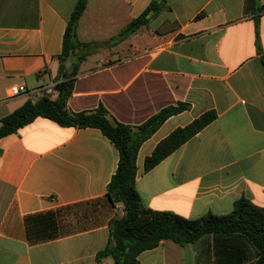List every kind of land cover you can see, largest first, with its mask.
<instances>
[{
  "label": "crops",
  "instance_id": "1",
  "mask_svg": "<svg viewBox=\"0 0 264 264\" xmlns=\"http://www.w3.org/2000/svg\"><path fill=\"white\" fill-rule=\"evenodd\" d=\"M152 0H88L77 39L107 43ZM76 0H0V120L57 85V57ZM148 25L79 66L71 113L99 106L137 126L164 107L189 104L139 149L135 188L144 207L187 219L225 215L241 197L264 207V0H166ZM178 25L158 33L168 23ZM170 25V24H169ZM25 91L11 95V89ZM58 92L55 94L56 99ZM215 120L155 167L144 158L177 127ZM167 129H164L166 128ZM118 150L97 128L37 117L0 138V264H113L95 260L123 214L106 187ZM241 234L163 240L139 264H254Z\"/></svg>",
  "mask_w": 264,
  "mask_h": 264
},
{
  "label": "trees",
  "instance_id": "2",
  "mask_svg": "<svg viewBox=\"0 0 264 264\" xmlns=\"http://www.w3.org/2000/svg\"><path fill=\"white\" fill-rule=\"evenodd\" d=\"M87 1L76 0L66 24L62 50L57 57V98L50 100L42 96L34 102L26 101L3 117L0 120V138L16 133L37 117H43L61 127L97 128L115 146L119 159L116 171L107 184L106 194L112 203L122 205L123 214L110 221V240L104 249L97 252V262L111 258L113 264H139V254L156 248L163 240L186 246L206 234H241L257 251L254 264H264V207H258L244 197L234 202L233 209L228 214L208 213L193 220L171 212L154 211L141 203L135 188L139 149L165 121L187 111L189 104L178 103L164 107L137 126L116 121L102 106L93 111L77 113L66 109L79 66L88 56L100 47H109L124 40L142 26L148 25L153 16L167 9L166 0H152L137 18L131 20L107 43H85L77 39V26ZM177 25L176 22L168 23L165 29L157 32L172 30ZM216 117L214 110H208L185 126L175 128L144 158L143 172L155 167Z\"/></svg>",
  "mask_w": 264,
  "mask_h": 264
},
{
  "label": "built area",
  "instance_id": "3",
  "mask_svg": "<svg viewBox=\"0 0 264 264\" xmlns=\"http://www.w3.org/2000/svg\"><path fill=\"white\" fill-rule=\"evenodd\" d=\"M21 91H25L23 86L14 87L11 89V95H16ZM58 92L55 84H50L49 86L43 89V96L47 97L50 100H54L55 94Z\"/></svg>",
  "mask_w": 264,
  "mask_h": 264
},
{
  "label": "rangeland",
  "instance_id": "4",
  "mask_svg": "<svg viewBox=\"0 0 264 264\" xmlns=\"http://www.w3.org/2000/svg\"><path fill=\"white\" fill-rule=\"evenodd\" d=\"M164 129H167V127H166V128H164Z\"/></svg>",
  "mask_w": 264,
  "mask_h": 264
}]
</instances>
